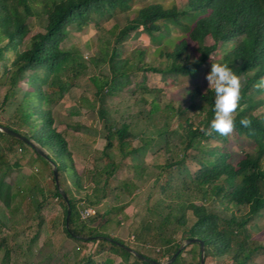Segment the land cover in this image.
I'll return each mask as SVG.
<instances>
[{
	"label": "trees",
	"instance_id": "trees-1",
	"mask_svg": "<svg viewBox=\"0 0 264 264\" xmlns=\"http://www.w3.org/2000/svg\"><path fill=\"white\" fill-rule=\"evenodd\" d=\"M139 1L0 0V87L6 88L0 114L9 100L20 95L14 114L0 125L30 141L0 130V206L17 210L29 204L38 218L27 241V251L32 252L43 224L44 201H61L62 231L77 242L96 241L95 253L101 257L99 261L83 256L77 264H123L130 257L134 264H153L124 246L156 261H168L182 245L178 240L186 239H192L186 245L197 250L196 260L189 264H201V243L204 259L264 264V228L254 222L264 213V89L253 87L264 78V0H186L181 5L176 0H144L138 5ZM120 13L123 23L117 18ZM31 17L38 18L39 29L31 26ZM108 20L112 26L102 29L99 54L110 67L111 80L88 77L100 100L105 142L88 170L77 165L68 140L55 127L54 107L71 94L74 77L85 68L80 49L63 47L62 42L69 26L98 27ZM171 23L184 31L169 35ZM140 28L157 46L150 51L149 46L138 45L123 56L124 43ZM211 63L227 64L241 80L235 128L229 136L215 132L208 136L200 130L209 128L214 118L215 94L205 79ZM135 72H140V79L133 80ZM150 76L158 77L162 86H150ZM126 90L143 106L131 114L135 123L145 121L153 130L137 132L130 122L109 120L103 99ZM242 118L250 120L249 127L240 124ZM171 132L178 135V142H171ZM155 136L163 142L157 151L170 161L160 167L162 174L152 186V193H157L154 202L135 230L137 244L129 246L109 232L111 223L121 221L112 212L122 208L118 203L131 187L126 183L122 188L113 177L132 167L145 178L142 160L154 147ZM244 143L250 151L232 149ZM28 147L49 169L51 188L48 195L41 192V200L32 189L25 195L17 182L20 159ZM61 189L71 208L69 230ZM103 200H110L108 209L95 210L86 220L81 217V211ZM99 219L104 222L97 226ZM0 233L4 234L1 264H7L11 253L7 238L14 235L15 225L4 213H0ZM147 243L153 246V256L143 253ZM184 251L182 247L167 264H185Z\"/></svg>",
	"mask_w": 264,
	"mask_h": 264
},
{
	"label": "rangeland",
	"instance_id": "rangeland-1",
	"mask_svg": "<svg viewBox=\"0 0 264 264\" xmlns=\"http://www.w3.org/2000/svg\"><path fill=\"white\" fill-rule=\"evenodd\" d=\"M148 1V0H146ZM186 0H176L178 5H181ZM144 0L137 4L142 5ZM123 23L124 14L120 13L117 16ZM31 26L34 29L40 28V22L37 17L29 18ZM112 26V21H103L98 27L94 23L83 29L69 26L67 28V37L62 42L63 47L71 48L78 47L82 55L80 62L85 66L82 73H78L74 77L76 84L71 88V94H68L64 100L54 107L55 127L62 132L69 142V149L73 154V158L78 166L86 169H91L93 160L99 155L102 146L104 145V121L98 115L100 107L99 97L94 96L96 88L88 80V77H96L100 80H111V71L107 62L103 61L99 54V48L102 42V29H109ZM169 35L174 33H182L184 30L175 25L170 24ZM147 45L150 51H153L158 43L152 41L147 34L141 31L131 32L130 38L123 45L122 55L126 56L138 45ZM10 58L12 54H8ZM210 69L207 71V73ZM140 72L132 74L133 80L140 79ZM150 86H162V81L158 77L148 79ZM6 91L5 87H0V100ZM119 96L105 97L103 99L105 107L108 109L107 115L111 122L121 123L130 122L133 129L137 132H146L153 130L148 128L145 121H139L137 124L131 117V114L143 109L141 103L131 96L129 90ZM20 97L16 94V99L9 100L4 112L0 114V121H4L14 114L16 103ZM133 120V121H132ZM171 142H178V135L171 132ZM157 136L154 137V147L149 149L143 157L142 165L145 166L146 177H140L138 171L132 167L122 169L114 175L115 183L123 186L128 183L130 192L122 194V199L118 204L121 209L112 212V215H118L121 218L119 225L113 222L109 226V232L115 235L129 246H135V230L139 229L143 220L146 208L154 202L157 193H152V186L156 182L155 178L162 172L160 167L170 161V157L163 152H158V148L163 146V142H159ZM156 143L158 145H156ZM232 149L237 152L250 151V145L247 143L238 146L234 144ZM129 161V159H127ZM21 167L17 171V182L23 193L28 195L29 190H34L35 197L38 200L42 199L41 192L48 195L51 184L48 176V166L39 160L34 155L32 149L28 147V151L20 159ZM129 167V166H128ZM175 173V171H174ZM163 181V180H161ZM134 184H137L136 186ZM90 190V189H88ZM128 194V195H127ZM110 200H103L96 207H88L89 213L81 211V217L86 220L91 217L95 210H106L110 207ZM0 213H4L11 218V223L15 225V233L13 236H8V245L11 247L10 258L7 264H77L83 256L90 255L97 260H101L100 255L95 253L96 241L77 242L65 235L62 231L63 205L61 201L55 198H48L44 201L41 209L43 224L40 229V234L37 242L33 247V251H27V241L32 238L38 218L32 209H29V204L24 207H18L17 210H6L0 206ZM124 217V218H123ZM104 220L99 219L95 224L100 226ZM254 222L259 228H264V213L254 218ZM4 234L0 233V237ZM91 240V239H90ZM185 247L184 258L185 264L194 262L197 258V250H191V245H186L184 241L178 240ZM143 253L148 256H153V246L146 244ZM4 250H0V264L3 261ZM104 256H109L113 260L115 254L105 253ZM117 260V259H116ZM165 262V261H162ZM116 264V263H114ZM123 264H134L133 258L130 257L128 262ZM204 264H223L220 260L208 257L204 259Z\"/></svg>",
	"mask_w": 264,
	"mask_h": 264
},
{
	"label": "clouds",
	"instance_id": "clouds-1",
	"mask_svg": "<svg viewBox=\"0 0 264 264\" xmlns=\"http://www.w3.org/2000/svg\"><path fill=\"white\" fill-rule=\"evenodd\" d=\"M208 87L214 92V118L210 127L200 130L205 135L211 136L214 132L229 136L235 128V114L241 99V80L227 64L211 63L210 71L205 77ZM187 87V81L185 84ZM253 87L257 90L264 89V78L257 81ZM240 124L249 127L251 122L242 118Z\"/></svg>",
	"mask_w": 264,
	"mask_h": 264
},
{
	"label": "water",
	"instance_id": "water-1",
	"mask_svg": "<svg viewBox=\"0 0 264 264\" xmlns=\"http://www.w3.org/2000/svg\"><path fill=\"white\" fill-rule=\"evenodd\" d=\"M0 130L1 131H4V132H6V133H8V134H10V135H12V136H15V137H17V138H20V139H22V140H24V141H26V142H28V143H30V141L26 138V137H24V136H22V135H20L18 132H16L15 130H13V129H10V128H8V127H4V126H1L0 125ZM36 149H37V147H35ZM38 151H39V153L40 154H43V152L42 151H40L39 149H37ZM53 171H54V174H55V178L57 179V169H56V167L53 165ZM61 191V193H62V195H63V198L66 200V202H67V215H66V228L69 230V226H68V220H69V214H70V212H71V208H70V206H69V202H68V200H67V196H66V193L61 189L60 190ZM103 236H94V237H90V236H83L82 238L83 239H86V240H90V239H92V238H96V239H98V238H102ZM192 239H186L184 242L186 243V244H188V242H190ZM122 246H124V245H122ZM125 248H127L130 252H132L134 255H136L137 257H139V258H141V259H143L144 261H147V262H149V263H153V264H167V263H169V262H171L175 257H176V255H177V253L181 250V248L183 247V244L180 246V248L177 250V252H175L174 254H173V256L171 257V259L170 260H168V261H165V262H162V261H156V260H154V259H152V258H149V257H147V256H145L144 254H142V253H139V252H137L136 250H134V249H132V248H130V247H126V246H124ZM200 262H201V264H204V246H203V244L201 243V254H200Z\"/></svg>",
	"mask_w": 264,
	"mask_h": 264
},
{
	"label": "built area",
	"instance_id": "built-area-1",
	"mask_svg": "<svg viewBox=\"0 0 264 264\" xmlns=\"http://www.w3.org/2000/svg\"><path fill=\"white\" fill-rule=\"evenodd\" d=\"M84 211L86 212V214H88V213H89V209H85Z\"/></svg>",
	"mask_w": 264,
	"mask_h": 264
}]
</instances>
